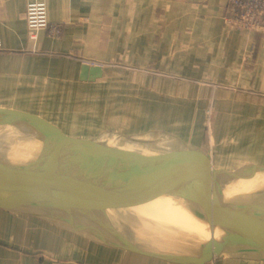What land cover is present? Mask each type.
<instances>
[{"label":"crops","instance_id":"crops-1","mask_svg":"<svg viewBox=\"0 0 264 264\" xmlns=\"http://www.w3.org/2000/svg\"><path fill=\"white\" fill-rule=\"evenodd\" d=\"M29 1L0 0V112L37 114L69 135L126 149L172 151L182 146L160 133L176 122L163 109L173 116L180 93L206 82L218 91L219 127L209 148L205 138L182 144L209 152L214 169L264 165V31L230 29L229 0H39L62 32L40 29L36 38ZM135 231L156 240L139 243ZM161 236L174 237L0 208V264H175L121 246L164 250L171 243L159 245ZM202 264L264 258L230 254Z\"/></svg>","mask_w":264,"mask_h":264},{"label":"water","instance_id":"water-1","mask_svg":"<svg viewBox=\"0 0 264 264\" xmlns=\"http://www.w3.org/2000/svg\"><path fill=\"white\" fill-rule=\"evenodd\" d=\"M7 111L10 115L0 118V124L27 122L47 139L33 160L0 158V208L57 220H85L118 231L133 227L196 243L179 241L164 250H144L122 240L126 249L175 264H202L230 254L264 258V186L219 192L218 169H214L209 152L199 148L163 152L126 149L69 135L37 114ZM56 138L108 160L48 159V149ZM161 163L185 173H135L144 164ZM250 166L254 171L264 169V165Z\"/></svg>","mask_w":264,"mask_h":264},{"label":"rangeland","instance_id":"rangeland-1","mask_svg":"<svg viewBox=\"0 0 264 264\" xmlns=\"http://www.w3.org/2000/svg\"><path fill=\"white\" fill-rule=\"evenodd\" d=\"M197 63V62H196ZM198 67V63L196 65ZM200 68V67H198ZM206 83V82H200ZM197 82L194 87L189 88V92L180 93L178 108L175 114H171V109H163L164 115L170 119L176 118L175 123L163 124L161 126L162 135L173 134L172 137L179 139V148L198 149L196 147H186L182 144L183 140H197L199 142L205 138L203 145L206 148L211 146L209 138L215 134L219 127V118H217V96L211 83L213 90H207L208 86H200ZM203 87H206L204 89ZM210 87V86H209ZM182 92V91H181ZM176 109L173 108V111ZM10 115L9 111H1L0 118H6ZM165 118V117H164ZM173 119V120H174ZM218 132V131H217ZM148 133V131H147ZM47 137L41 133L37 128L27 122H15L11 124H0V158L4 160H33L42 150L46 143ZM182 144V145H180ZM48 149L47 158L51 160H58L64 162H75L84 160H96L98 158L87 154L85 151L78 150L75 146H68L59 139H54ZM200 149V148H199ZM99 160L107 161V156H100ZM116 163H123L121 159H115ZM262 164V163H261ZM264 164V163H263ZM144 164L135 173L141 175H152L156 173H171L179 174L185 173L174 168L170 163H161L154 165ZM156 172V173H155ZM238 176L229 173L225 169L216 170V186L217 190L221 193L235 192V191H252L264 186V169L262 171H254L251 166L238 168L234 171ZM131 237L135 238L139 243H144L149 240H156L153 236L141 233L131 232ZM159 241V245L178 243L180 239L175 237H165ZM184 244H196L193 242H184Z\"/></svg>","mask_w":264,"mask_h":264},{"label":"built area","instance_id":"built-area-1","mask_svg":"<svg viewBox=\"0 0 264 264\" xmlns=\"http://www.w3.org/2000/svg\"><path fill=\"white\" fill-rule=\"evenodd\" d=\"M230 29L245 35H253L264 31V0H229L224 17ZM26 20L31 37H37V31L47 30L54 36L62 32L60 23L52 22L48 15V6L44 1L31 0L26 7ZM250 51H255L257 42L251 44Z\"/></svg>","mask_w":264,"mask_h":264},{"label":"bare ground","instance_id":"bare-ground-1","mask_svg":"<svg viewBox=\"0 0 264 264\" xmlns=\"http://www.w3.org/2000/svg\"><path fill=\"white\" fill-rule=\"evenodd\" d=\"M235 192H239V191H235ZM240 192H242V191H240Z\"/></svg>","mask_w":264,"mask_h":264}]
</instances>
